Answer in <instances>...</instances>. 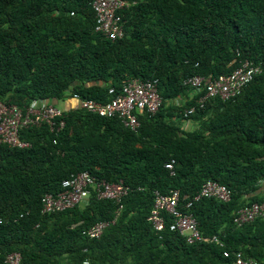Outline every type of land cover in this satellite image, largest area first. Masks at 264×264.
Instances as JSON below:
<instances>
[{
  "label": "trees",
  "instance_id": "1",
  "mask_svg": "<svg viewBox=\"0 0 264 264\" xmlns=\"http://www.w3.org/2000/svg\"><path fill=\"white\" fill-rule=\"evenodd\" d=\"M127 1L125 34L111 39L96 31L91 0H0V101L23 109L75 94L106 102L132 78L157 79L162 98L155 114L138 115L137 130L79 108L64 112L58 132L22 128L26 147L0 144V264L13 252L23 264H236L239 252L264 264V217L234 220L264 200V0ZM245 61L260 72L232 99L202 100L206 86L189 81ZM83 171L123 181L128 192L116 201L91 187L86 203L44 213L45 194ZM209 180L232 194L189 208L203 240L172 230L167 211L165 226L154 227L156 191L179 190L185 212ZM107 220L99 238L86 234Z\"/></svg>",
  "mask_w": 264,
  "mask_h": 264
},
{
  "label": "built area",
  "instance_id": "2",
  "mask_svg": "<svg viewBox=\"0 0 264 264\" xmlns=\"http://www.w3.org/2000/svg\"><path fill=\"white\" fill-rule=\"evenodd\" d=\"M91 4L96 15V31L111 39L123 37L125 32L119 11L128 7L130 3L127 0H91ZM259 72L257 66L250 65L249 61H245L228 75H222L218 78H205L195 75L190 77L189 81L199 89L203 84L206 86V94L202 100L216 96L227 100L237 97L242 92V88L249 84ZM109 93L115 94V96L106 102L81 98L75 94L73 97L77 102L71 109H84L102 117H118L126 127L137 130L140 127L138 115L143 113L155 114L162 103L157 79H127L123 82L119 92L116 91L115 87H111ZM65 111L67 110L46 99L35 100L24 109L16 104L0 101V144L26 147L29 143L21 140L20 130L25 127L40 126L43 123L50 125L52 131H60L65 126L63 119ZM174 163L175 160L172 159L166 164V167L172 169ZM62 186L63 190L58 194H45L43 197L44 213L64 210L86 203L91 187L97 191L99 197L116 199V201H121L128 192V187L124 185L123 181L111 183L105 179H97L88 171L71 175L63 181ZM231 194V190L226 185L209 180L204 184L200 193L194 196L193 200L184 203L186 211L182 212L178 207L181 199L179 190H172L170 194L156 191L155 204L150 219L157 230L162 229L165 226V219L161 212L167 211L174 216V221L170 224L172 230L179 231L189 242L201 241L204 238L199 231L198 221L189 208L194 201L202 197H215L222 201H229ZM259 217H264V200L240 208L234 220L237 224L242 225ZM115 219L111 222H115ZM109 224L110 221L108 220L100 221L90 227L86 234L91 238H99ZM224 255L229 256V252L224 251ZM5 264H23L21 254L19 252L8 254L5 258ZM236 264L259 263L254 259H245L239 252L236 255Z\"/></svg>",
  "mask_w": 264,
  "mask_h": 264
},
{
  "label": "crops",
  "instance_id": "3",
  "mask_svg": "<svg viewBox=\"0 0 264 264\" xmlns=\"http://www.w3.org/2000/svg\"><path fill=\"white\" fill-rule=\"evenodd\" d=\"M60 101L64 102V107H61L63 109L69 110L74 106V104H76V99L73 96H68L66 97L64 100H59L58 103H56L57 101H55L54 103L57 104L59 106Z\"/></svg>",
  "mask_w": 264,
  "mask_h": 264
},
{
  "label": "rangeland",
  "instance_id": "4",
  "mask_svg": "<svg viewBox=\"0 0 264 264\" xmlns=\"http://www.w3.org/2000/svg\"><path fill=\"white\" fill-rule=\"evenodd\" d=\"M59 106L60 107H64V102L63 101H60Z\"/></svg>",
  "mask_w": 264,
  "mask_h": 264
},
{
  "label": "water",
  "instance_id": "5",
  "mask_svg": "<svg viewBox=\"0 0 264 264\" xmlns=\"http://www.w3.org/2000/svg\"><path fill=\"white\" fill-rule=\"evenodd\" d=\"M56 103H58V101ZM68 110H69V108H68Z\"/></svg>",
  "mask_w": 264,
  "mask_h": 264
}]
</instances>
